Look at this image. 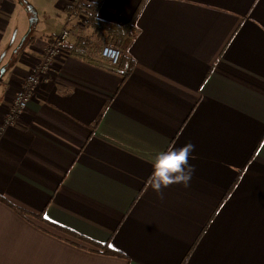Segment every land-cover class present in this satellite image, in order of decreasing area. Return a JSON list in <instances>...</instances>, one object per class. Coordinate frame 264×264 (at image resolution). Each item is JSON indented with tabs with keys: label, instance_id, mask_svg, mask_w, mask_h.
Masks as SVG:
<instances>
[{
	"label": "crops",
	"instance_id": "1",
	"mask_svg": "<svg viewBox=\"0 0 264 264\" xmlns=\"http://www.w3.org/2000/svg\"><path fill=\"white\" fill-rule=\"evenodd\" d=\"M75 1L25 0L18 29L0 0V264H264V0H89L97 22ZM62 27L66 54L5 124ZM126 34L101 67L99 39ZM186 143L190 185L161 199L154 156Z\"/></svg>",
	"mask_w": 264,
	"mask_h": 264
},
{
	"label": "built area",
	"instance_id": "2",
	"mask_svg": "<svg viewBox=\"0 0 264 264\" xmlns=\"http://www.w3.org/2000/svg\"><path fill=\"white\" fill-rule=\"evenodd\" d=\"M87 1L89 0H76L75 6ZM72 12L81 21H84L85 15L77 12L76 8ZM70 33V29L62 27L46 44L43 49L41 61L30 69L21 86L14 93L8 114L4 118L5 124L12 123L24 112L27 102L33 96L36 88L47 81L54 60L66 54L64 47ZM121 55L122 51L116 44L108 42L102 44L100 49V56L102 58L101 67L111 71H117Z\"/></svg>",
	"mask_w": 264,
	"mask_h": 264
},
{
	"label": "clouds",
	"instance_id": "3",
	"mask_svg": "<svg viewBox=\"0 0 264 264\" xmlns=\"http://www.w3.org/2000/svg\"><path fill=\"white\" fill-rule=\"evenodd\" d=\"M194 149L192 143H186L181 147H173L155 154L148 184L159 198L163 199V189L172 184L189 187L195 172L194 166L189 163Z\"/></svg>",
	"mask_w": 264,
	"mask_h": 264
},
{
	"label": "rangeland",
	"instance_id": "4",
	"mask_svg": "<svg viewBox=\"0 0 264 264\" xmlns=\"http://www.w3.org/2000/svg\"><path fill=\"white\" fill-rule=\"evenodd\" d=\"M29 1H31L33 4L37 2L40 6H44V7L47 6L46 0H29ZM50 2H51V0H50ZM13 4L15 6V11H14L12 18H11L10 27L14 26V28H15L16 26H19L18 29H20V28H24V27L26 28L28 26V28H31L30 25L32 22L30 23V21H33L34 17L33 16L28 17V15H27V13L29 12L28 10H30L29 6L27 5L28 3H26L25 0H13ZM32 8H33V6H32ZM23 10L26 11V15H24V13L22 14ZM84 17H85L84 22L85 21L87 22L88 17L87 16H84ZM48 22H49V24H48L49 28H52L50 21H48ZM40 24H41V22H39V25ZM39 25L37 28H39ZM35 27H36V25L32 26V30H35ZM105 39L107 41V38H105ZM105 39L103 37V38L99 39V41H101L104 44ZM101 42H100V44H101ZM100 44H98V46H101Z\"/></svg>",
	"mask_w": 264,
	"mask_h": 264
},
{
	"label": "trees",
	"instance_id": "5",
	"mask_svg": "<svg viewBox=\"0 0 264 264\" xmlns=\"http://www.w3.org/2000/svg\"><path fill=\"white\" fill-rule=\"evenodd\" d=\"M73 8V7H72ZM76 8L78 9V11L82 14H84L85 16L88 17V20L90 22H97V14L99 12V9H100V5L98 3H91V2H85V3H82L80 5H77ZM128 34L122 36V37H118L117 39V42L116 44L118 45V47L122 44L123 42V39L125 37H127ZM117 38V36H113L112 39H115ZM126 39V38H125ZM108 43H111V42H108ZM120 48V47H119Z\"/></svg>",
	"mask_w": 264,
	"mask_h": 264
}]
</instances>
